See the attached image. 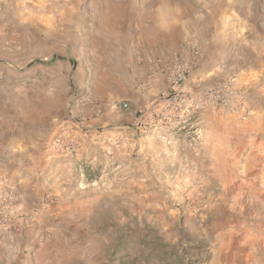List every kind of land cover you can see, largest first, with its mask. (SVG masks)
Here are the masks:
<instances>
[{
    "label": "rangeland",
    "instance_id": "374dc122",
    "mask_svg": "<svg viewBox=\"0 0 264 264\" xmlns=\"http://www.w3.org/2000/svg\"><path fill=\"white\" fill-rule=\"evenodd\" d=\"M109 22L97 0H0V264H264V0H212V33L149 68L199 51L191 101L166 89L130 126L105 93L147 95L145 60Z\"/></svg>",
    "mask_w": 264,
    "mask_h": 264
},
{
    "label": "crops",
    "instance_id": "0c3cea01",
    "mask_svg": "<svg viewBox=\"0 0 264 264\" xmlns=\"http://www.w3.org/2000/svg\"><path fill=\"white\" fill-rule=\"evenodd\" d=\"M97 1L103 3V10L106 11V16L110 21L109 25L113 26V33L118 38L123 39V42L128 43L122 49H119V52L126 53L134 58L139 56L145 60L143 64H137L141 66H139L140 70L136 71L144 73V82L150 87L147 95H143L140 90L141 93L138 95L136 94L138 93L137 90L135 91L132 86H127V82L131 81V79L133 80L134 77H131V79L114 77L115 87L105 93L108 103L113 105L112 113L117 116L118 125L130 126L138 121L137 113L139 110L146 107L149 101L161 95L163 91L169 89L165 77L161 74L157 73L149 76V68H152L156 62L155 60L171 57L178 50H183L189 55L190 45L201 41L202 36L212 33V0ZM104 34H108L107 31ZM177 44L178 46H176ZM245 73L249 72L246 71ZM245 73L244 77H246V80L248 79V82H251L252 76H245ZM201 74L202 69H199L195 76L200 77ZM219 75L222 74L220 73ZM197 81L196 90H203L206 86L212 84V80L206 81L205 78ZM189 83L190 81L187 84V88L191 90L193 86ZM133 87L136 88L137 86ZM251 88H254L251 90L252 93H258L259 96H262V93L264 94V89L261 86L259 87V85H254ZM127 99L131 102V107L135 104V114L120 115V109L116 103ZM245 104L250 107L252 112L250 119H257V115L254 114L261 113L263 110L262 105L258 104V101L251 99H248ZM94 122H99V120ZM259 132L260 130L255 132L257 137H259Z\"/></svg>",
    "mask_w": 264,
    "mask_h": 264
},
{
    "label": "built area",
    "instance_id": "2783aa9c",
    "mask_svg": "<svg viewBox=\"0 0 264 264\" xmlns=\"http://www.w3.org/2000/svg\"><path fill=\"white\" fill-rule=\"evenodd\" d=\"M192 54L191 57L187 55H178L170 65H158V71L166 75L169 84V89L163 93V97L169 102L191 101L190 97L185 93V84L193 66L192 60L197 59L199 51L194 50ZM235 82L236 79L233 77L228 79L227 83L224 85V90L232 93ZM224 98L225 96L221 95V90L212 92V103ZM206 103L207 101L202 104ZM123 107L128 108V105L124 104Z\"/></svg>",
    "mask_w": 264,
    "mask_h": 264
}]
</instances>
